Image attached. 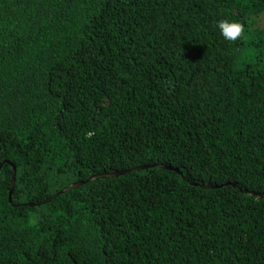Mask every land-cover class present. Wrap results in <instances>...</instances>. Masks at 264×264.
Instances as JSON below:
<instances>
[{"label":"trees","instance_id":"trees-1","mask_svg":"<svg viewBox=\"0 0 264 264\" xmlns=\"http://www.w3.org/2000/svg\"><path fill=\"white\" fill-rule=\"evenodd\" d=\"M0 264H264V0H0Z\"/></svg>","mask_w":264,"mask_h":264},{"label":"clouds","instance_id":"clouds-1","mask_svg":"<svg viewBox=\"0 0 264 264\" xmlns=\"http://www.w3.org/2000/svg\"><path fill=\"white\" fill-rule=\"evenodd\" d=\"M221 36L229 43H235L245 37V24L230 20L227 18L221 19L216 25Z\"/></svg>","mask_w":264,"mask_h":264},{"label":"water","instance_id":"water-1","mask_svg":"<svg viewBox=\"0 0 264 264\" xmlns=\"http://www.w3.org/2000/svg\"><path fill=\"white\" fill-rule=\"evenodd\" d=\"M163 167L168 168L167 166H163ZM140 168H143V166L140 167ZM135 169H137V168H134V169H128V170H123V171L110 172V173H103V174H100V175L93 176V177H91V178L93 179V178H96V177H99V176H100V177H105V176H111V175L125 174V173L131 172L132 170H135ZM14 179H15V176H14V178H13V181H14ZM84 183H85V182H83V181L76 182V183H74L71 187H72V188H73V187H77V186H80V185H82V184H84ZM259 195L263 196L262 194H259Z\"/></svg>","mask_w":264,"mask_h":264}]
</instances>
